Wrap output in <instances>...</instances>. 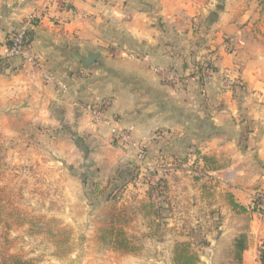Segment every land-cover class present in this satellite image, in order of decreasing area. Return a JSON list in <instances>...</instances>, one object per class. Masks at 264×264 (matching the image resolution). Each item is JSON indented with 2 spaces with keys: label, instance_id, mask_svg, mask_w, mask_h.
Segmentation results:
<instances>
[{
  "label": "crops",
  "instance_id": "1",
  "mask_svg": "<svg viewBox=\"0 0 264 264\" xmlns=\"http://www.w3.org/2000/svg\"><path fill=\"white\" fill-rule=\"evenodd\" d=\"M33 12L37 19L26 23ZM24 24L42 67L3 59L11 32ZM90 50L101 55L83 68L79 56ZM204 62L210 72L200 74ZM155 68L187 83L175 85ZM232 68L241 86L230 89L223 72ZM94 98H111L109 112L147 144L146 161L128 155L108 126L92 121L87 105ZM0 135L29 136L23 146L7 148L17 155L13 161H37L58 174L64 166L116 168L128 155L127 167L137 164L139 172L124 188L142 219L148 187L159 183L164 191L153 195L155 207L191 201L195 213L202 203L212 221L214 204L201 196L190 166L201 160L196 152L212 155L220 167L208 174L222 199L217 224L200 231L206 242L198 264H263L264 212H252L250 204L264 197V0H69L67 7L60 0H0ZM78 176L67 179L80 183ZM56 182L65 184V174ZM226 193L247 211L232 209ZM57 195L60 207L42 212L63 218L65 189ZM87 228L93 226L81 231ZM159 258L148 261L161 264Z\"/></svg>",
  "mask_w": 264,
  "mask_h": 264
},
{
  "label": "rangeland",
  "instance_id": "2",
  "mask_svg": "<svg viewBox=\"0 0 264 264\" xmlns=\"http://www.w3.org/2000/svg\"><path fill=\"white\" fill-rule=\"evenodd\" d=\"M22 139L28 140L29 136L8 139L0 135V256L14 254L30 259L33 264H152L148 258L155 257H160L161 264H169V259L172 264L171 250L175 242L187 239L189 233L199 248L206 242L200 231L208 224H217L216 209L220 205L216 204L222 196L214 194L216 181L208 174L211 170H206L199 159L190 166L193 177L206 186L201 196L209 200L207 203L214 204L212 221L207 222L202 203L194 213L189 211L191 201L176 205L172 199L171 206L163 205L162 209L146 206L143 209L147 216L142 219L136 216L137 205L130 197V191L124 188L125 181L132 182L139 172L137 164L134 169L127 167L130 148L115 142L128 154L116 168L100 165L73 170L64 166V173L58 174L52 167H40L37 161L32 164L13 161L17 155L8 153L7 148L23 146ZM148 151L146 147V155ZM62 174H65V184L58 186L56 180ZM75 174L81 175L80 183L76 178L67 179L68 175ZM62 188L65 189L64 206L68 216L62 218L43 213L47 206L49 209L52 205L60 207L56 198ZM116 213L127 222L121 224L133 245L131 253L113 251L110 245L100 241V229L107 225L110 215ZM88 225L93 226L92 231L88 233L90 229L87 228L82 232ZM170 244H173L171 248Z\"/></svg>",
  "mask_w": 264,
  "mask_h": 264
},
{
  "label": "built area",
  "instance_id": "3",
  "mask_svg": "<svg viewBox=\"0 0 264 264\" xmlns=\"http://www.w3.org/2000/svg\"><path fill=\"white\" fill-rule=\"evenodd\" d=\"M61 5L67 7L69 0H60ZM37 19V13L33 12L27 16L26 23H32ZM13 58H19L22 61L29 62L37 67H42V62L40 56L33 51L31 48L28 30L26 25L20 26L15 31L11 32L8 44L3 55V59L10 60ZM205 65V63H202ZM204 73L210 72V67H204ZM157 74L169 80L171 83L181 86L187 83L185 77H180L174 73L166 70L165 68H155ZM225 86L232 89L233 87L241 86V81L238 77L236 69L225 70ZM46 79L49 80L50 76L46 75ZM111 104L110 98H94L87 105V110L91 114L92 121L94 123L103 124L108 126L109 133L111 135L112 141L119 145L130 148L131 156L139 162H144L147 159L146 147L147 144L144 140L137 137L136 132L132 126H126L118 124L117 119L114 115L109 112V106ZM159 132H156L158 135ZM256 198V197H254ZM250 204V208L253 207V201ZM259 207L264 209V198L261 196L259 201ZM263 247L261 246L259 250Z\"/></svg>",
  "mask_w": 264,
  "mask_h": 264
},
{
  "label": "trees",
  "instance_id": "4",
  "mask_svg": "<svg viewBox=\"0 0 264 264\" xmlns=\"http://www.w3.org/2000/svg\"><path fill=\"white\" fill-rule=\"evenodd\" d=\"M8 44V43H7ZM205 65L199 66L200 74H203L204 67H211L209 63L204 62ZM240 87V86H237ZM236 87V88H237ZM197 156L200 157L204 166L207 168L206 170H217L220 165L217 163V160L213 156H209L206 154H199L196 152ZM127 182V180L125 181ZM124 181L122 183H125ZM205 184L202 185V190H205ZM164 191L163 185L159 183L150 184L148 187V196L150 199L144 204H142L143 208L146 206H151L152 208L156 206L152 197L154 194L157 196H162V192ZM225 201L230 205V207L234 210H238L239 212H246L247 208L238 204L230 193H226L224 195ZM254 205L251 209L254 213H263L264 209L259 207L260 197L254 198ZM157 208V207H156ZM127 223L126 220H122L120 214H112L110 215V219L107 222L105 227L100 229V241L110 245L109 248L113 251L123 252V253H131L134 248L132 243L127 238L124 229L122 228V224ZM244 235H240L237 241V248L242 250L244 248ZM263 248L259 250V259L264 264V245H261ZM237 261H240L238 254H236ZM200 261V253L199 248L192 242L191 236L189 233L187 234V239L177 241L174 243L171 250V262L172 264H198ZM0 264H33L30 259H24L18 257L14 254H7L0 256Z\"/></svg>",
  "mask_w": 264,
  "mask_h": 264
},
{
  "label": "water",
  "instance_id": "5",
  "mask_svg": "<svg viewBox=\"0 0 264 264\" xmlns=\"http://www.w3.org/2000/svg\"><path fill=\"white\" fill-rule=\"evenodd\" d=\"M101 55V53L99 51H87L86 54H82L79 56V60L81 63V66L83 68H88L89 66H91L96 59Z\"/></svg>",
  "mask_w": 264,
  "mask_h": 264
}]
</instances>
